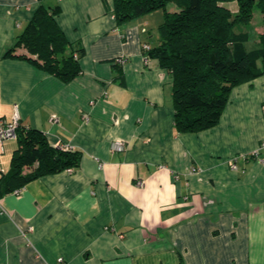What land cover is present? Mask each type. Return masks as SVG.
Here are the masks:
<instances>
[{
  "label": "crops",
  "instance_id": "0c3cea01",
  "mask_svg": "<svg viewBox=\"0 0 264 264\" xmlns=\"http://www.w3.org/2000/svg\"><path fill=\"white\" fill-rule=\"evenodd\" d=\"M44 3L61 6L83 71L65 82L5 56L42 2L0 0V116L18 109L23 127L83 156L0 193V264H264V164L251 158L264 138V75L232 90L217 126L179 132L172 74L143 54L163 10L118 25L114 0ZM17 147L8 140L0 154Z\"/></svg>",
  "mask_w": 264,
  "mask_h": 264
},
{
  "label": "trees",
  "instance_id": "16d2710c",
  "mask_svg": "<svg viewBox=\"0 0 264 264\" xmlns=\"http://www.w3.org/2000/svg\"><path fill=\"white\" fill-rule=\"evenodd\" d=\"M40 1L5 56L28 60L70 82L83 71L80 59L85 48L71 42L58 24L61 6ZM157 10L164 11L159 40L143 54L172 74L175 125L179 132L213 128L220 123L232 90L264 75V33L259 35L260 45L249 49L252 34L244 29L256 12L264 22V0H114L112 12L118 25H125ZM17 48L24 52L15 53ZM17 140L10 168L0 177L2 195L81 165L80 151L52 145L39 129L21 125Z\"/></svg>",
  "mask_w": 264,
  "mask_h": 264
},
{
  "label": "built area",
  "instance_id": "2783aa9c",
  "mask_svg": "<svg viewBox=\"0 0 264 264\" xmlns=\"http://www.w3.org/2000/svg\"><path fill=\"white\" fill-rule=\"evenodd\" d=\"M150 48L151 45L148 43H145L143 45V51L148 50ZM144 57H145V61L149 62L150 59L148 58V56L144 55ZM0 94H1V79H0ZM263 112H264V104H263ZM20 127H21V117L18 112V109H16L14 115L11 118L0 116V150L1 151H3V145L6 141L18 139V131ZM125 146L126 144L125 141L123 140H117L115 142L116 150L122 151L125 149ZM237 158L238 157H235L230 160V164L232 168L236 170L238 169ZM251 158L264 164V138L260 144L259 149L251 153ZM15 192L20 193L21 189H17ZM60 260L63 261V258H60Z\"/></svg>",
  "mask_w": 264,
  "mask_h": 264
},
{
  "label": "rangeland",
  "instance_id": "374dc122",
  "mask_svg": "<svg viewBox=\"0 0 264 264\" xmlns=\"http://www.w3.org/2000/svg\"><path fill=\"white\" fill-rule=\"evenodd\" d=\"M232 7L235 8L234 4H232ZM250 24H251L250 27L244 26V29L246 31H250L252 34V39L247 43L248 48L252 49V48H256L260 45L259 35L264 33V22L262 20V15L260 12L255 13L254 18L251 20ZM11 159L12 158L9 157L8 154L1 153L0 154V167L7 169L9 166L8 160H9V164H11Z\"/></svg>",
  "mask_w": 264,
  "mask_h": 264
}]
</instances>
